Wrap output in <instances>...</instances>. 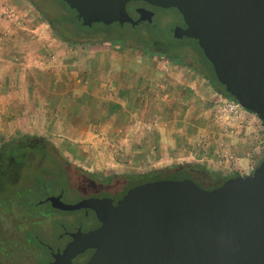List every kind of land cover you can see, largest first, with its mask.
Here are the masks:
<instances>
[{
  "label": "rangeland",
  "instance_id": "rangeland-1",
  "mask_svg": "<svg viewBox=\"0 0 264 264\" xmlns=\"http://www.w3.org/2000/svg\"><path fill=\"white\" fill-rule=\"evenodd\" d=\"M33 1L44 14L29 0H0V144L30 134L24 132L31 122L34 127L27 130L48 138L68 164L102 179H124L127 174L185 162L202 164L221 175H244L264 158L263 123L249 111L231 117L217 110L230 98L195 71L200 64L192 46L195 41H183L188 43L184 63L193 68L173 64L159 53H143L131 39L119 49L95 33L93 42L87 43L74 34L72 24L63 22L64 35L74 40L68 44L56 36L46 17L56 20L67 14L66 8L71 9L61 0ZM155 13L157 21L163 13L159 9ZM168 21H162L166 33L172 24ZM109 26L124 36L133 31L128 24L122 29L114 23ZM65 51L75 55V67L63 63ZM93 58L98 64L94 65ZM122 66L128 69L126 74L119 71ZM30 81L40 86L35 100L46 99L44 108H35V101L28 97ZM236 158L244 165L236 164ZM28 164L49 168L52 174L46 173L47 178L57 174L54 163L46 158H31ZM34 173L29 171V175ZM56 181L47 192L64 189L62 200L67 203L96 192L119 195L128 188L122 180L113 186L100 181L101 188L92 180L60 176ZM41 195L38 190L31 194L33 198ZM36 209L52 212L45 202ZM56 212L59 219L49 229V239L62 232L58 223L82 214L78 210ZM25 240L43 248L28 236ZM10 255L11 264H39L22 252Z\"/></svg>",
  "mask_w": 264,
  "mask_h": 264
},
{
  "label": "water",
  "instance_id": "water-1",
  "mask_svg": "<svg viewBox=\"0 0 264 264\" xmlns=\"http://www.w3.org/2000/svg\"><path fill=\"white\" fill-rule=\"evenodd\" d=\"M84 26L152 22L153 11L127 4L142 1L175 8L186 24L175 38L197 41L224 90L264 124V0H62ZM61 210L91 208L100 225L78 231L51 264L92 248L84 264H264V158L249 174L214 188L190 178L135 184L114 205L108 197L65 203Z\"/></svg>",
  "mask_w": 264,
  "mask_h": 264
},
{
  "label": "trees",
  "instance_id": "trees-1",
  "mask_svg": "<svg viewBox=\"0 0 264 264\" xmlns=\"http://www.w3.org/2000/svg\"><path fill=\"white\" fill-rule=\"evenodd\" d=\"M39 11L44 14L39 5L33 1L29 0ZM57 1V0H56ZM62 1V0H61ZM58 2V1H57ZM63 2V1H62ZM65 3V2H64ZM66 6H68L65 3ZM66 8V7H65ZM71 9V8H69ZM67 14L62 15L61 18H56V20H51L46 17V20L51 25L56 36L62 41L72 44L74 40L72 38L66 37L63 33L65 27L62 25L63 22H69L72 24L75 29L74 34L80 37L85 38V42L92 43L91 40L95 33L104 32L105 34L115 33L116 36L122 38H115L106 40V43H111L112 46L117 48L127 47L126 39H131L134 41V47L139 48L143 53H159L157 50V44L152 40L160 33L157 26H132L128 25L133 29L131 34L128 36L120 35L119 33L112 32L110 30L111 26H105L102 23L99 27L84 26L81 21L77 19L75 10L71 9L69 11L66 8ZM61 22L59 25L58 22ZM117 28H124L126 25L120 26L118 23ZM81 27V28H80ZM142 29L145 30L149 38H145L142 33ZM196 42V41H195ZM188 43H184L180 40L169 41L168 47L177 50L175 54L167 51V53L160 54L163 57L169 59L173 64H182L187 65L190 68H193L191 64L184 63V55L181 53L184 50V47ZM199 53V66L194 68L195 71L201 75L217 92L223 94L224 96L234 99L228 93L225 92L223 85L216 79L213 72V68L210 62L203 55L202 50L198 47L197 44L193 46ZM264 125V124H263ZM46 158L54 163L55 166L61 165L62 163L68 164L65 161L63 156L56 150L54 144L46 137L41 135H31L25 134L18 137L11 138L8 141L0 144V206L1 208H8L14 210L15 212L22 211L25 209H33L37 206V198H33L31 194L33 192H45L48 188H53L57 184L56 180L49 179L45 174H52L47 167H41V165L28 164V161H31V158ZM58 157H61L65 162H60ZM52 167L53 169H56ZM15 167V168H14ZM35 168V171L32 169ZM30 172H35V175H29ZM57 174H65L64 169H56ZM235 175H221L217 172H214L208 169L206 166L199 163L185 162V163H173L162 168H155L149 171L127 174L124 176L128 188L135 184H139L146 181H152L162 178H174V179H183L190 178L196 182L199 186L210 189L220 185L226 178ZM30 182L28 184L21 183ZM130 186V187H129ZM127 188V187H126ZM42 197V195L40 196Z\"/></svg>",
  "mask_w": 264,
  "mask_h": 264
},
{
  "label": "flooded vegetation",
  "instance_id": "flooded-vegetation-1",
  "mask_svg": "<svg viewBox=\"0 0 264 264\" xmlns=\"http://www.w3.org/2000/svg\"><path fill=\"white\" fill-rule=\"evenodd\" d=\"M138 7H145L153 11L152 22L140 21L136 25H132V26H142V27H144L145 25L157 26L159 28L158 31L160 33L155 35V37H152L154 38L152 41L157 44V50L160 54L167 53V51L173 54L176 53L177 50L168 47L169 41L171 42L175 40L185 41L188 39L196 41L195 39L187 38L184 36L181 38H175L173 36L174 33L173 31L175 26H180L182 28L186 27V24L184 23L182 16L175 8L154 7L147 5L142 1L129 2L127 4V11L132 16L133 19H137L139 16V14L136 11ZM156 9H159L163 13V15H160L159 18H157V21L156 19H154V17H156V13H155ZM166 19L172 22L167 32L168 35L165 32V29L163 28L164 23H162V21ZM125 24L128 23H124L123 25ZM142 33L145 36V38H149L148 37L149 35H147L145 30L142 29ZM100 34H101L100 37H102L103 42H105L106 40L115 39L117 37L122 38L116 36L115 33L105 34L104 32H101ZM195 43L197 44V41ZM108 44L112 46L111 43L108 42ZM181 53L185 55V50L182 51ZM41 167L45 168V166H39V168ZM55 168L64 169L65 174L63 175L56 174V176H51V178L49 179L57 180V178H59L60 176H62V178L64 176L67 179L75 178V180L77 181L92 180V182L100 188H101L100 181H104L106 184L110 186H113L112 185L113 182H118L120 180L125 181V179H118L113 177L102 179L95 175L87 174L70 164L62 163L61 165L55 166ZM127 189L124 190L119 195L116 194L104 195L97 192L92 194H86L72 203H76L82 199L89 197H96V198L108 197L111 198L112 203L115 205L116 202L124 195ZM40 193H44V195H42V197L37 198L36 200L37 205H39V203L45 202L49 206H51L52 212H41L38 209L36 210L25 209L22 211L14 212V210L10 209V207L1 208L0 206V264H11L9 260L11 256L10 254L13 252H22L23 255L29 258V260H33V259L38 260L39 264H51L56 259V256H60L63 253V250L65 249L66 245L73 239L72 234L78 231L86 233L97 228L100 225V222L98 221L95 212L91 208H79L76 210L82 212L80 217L73 219L72 218L65 219L64 221L68 223L69 226H67L64 221L58 223L59 227H61L62 229V232H58L53 239L52 238L49 239L50 237L49 229L52 228L54 221L59 219V215L56 211H65L69 213L74 210H61L55 208L51 205L50 201L47 200V197L53 195L57 196L59 194H61L60 199L62 200V196H64L65 193L64 189L59 188L57 192L43 191ZM64 202L67 203L66 201ZM1 217H3V219H1ZM6 223H8L9 225ZM17 236L19 239L16 238ZM27 236L29 237V240L30 239L35 240L43 248H39L38 246H34L31 243H27V241L25 240ZM93 251L94 250L92 248H88L82 253L75 255L71 259V264H84L89 259ZM12 256H14V254H12ZM42 259H45V261L41 263ZM22 264H24V262Z\"/></svg>",
  "mask_w": 264,
  "mask_h": 264
},
{
  "label": "crops",
  "instance_id": "crops-1",
  "mask_svg": "<svg viewBox=\"0 0 264 264\" xmlns=\"http://www.w3.org/2000/svg\"><path fill=\"white\" fill-rule=\"evenodd\" d=\"M61 57H62L63 63L69 64V65H72L73 64L74 67H75V55L72 52H66L65 51V52H63V55ZM92 62L95 65L97 63V59L96 58H93L92 59ZM74 67H73V70H74ZM119 71H121L123 74H126L128 72V69L127 68H124V66H122V67H120V70ZM15 84H16V82L12 83V85H15ZM29 84H30V86L27 87V95L29 94L28 97L30 98V100L33 99L32 102L35 101L33 106H35V108H44V105H46L45 104L46 103V99H42V97H41L40 99L38 98L37 100H35V98H37L39 96L38 93L41 91V89H39L40 86L37 85L34 81H30ZM11 90L12 89H10L9 91H11ZM27 102H28V100H27ZM25 107H29L28 103L25 104ZM27 117H29V116H27ZM27 117H25V118H27ZM28 119H31V115H30V117ZM13 123L14 122L10 121L9 122V125L12 126ZM33 127H34V125L31 122L30 123L28 122V127L25 128V132L24 133H27L28 132V133H30V134L33 135V132H30V130H27V129H32ZM38 134H40V133L38 132ZM190 160H187V161H190ZM239 163H242L243 164L244 162H241V161L238 160V158H236V164H239Z\"/></svg>",
  "mask_w": 264,
  "mask_h": 264
},
{
  "label": "built area",
  "instance_id": "built-area-1",
  "mask_svg": "<svg viewBox=\"0 0 264 264\" xmlns=\"http://www.w3.org/2000/svg\"><path fill=\"white\" fill-rule=\"evenodd\" d=\"M217 110L220 113L228 114L231 117H238L242 115L245 110L235 99H225L218 106ZM222 115H220L221 117Z\"/></svg>",
  "mask_w": 264,
  "mask_h": 264
}]
</instances>
